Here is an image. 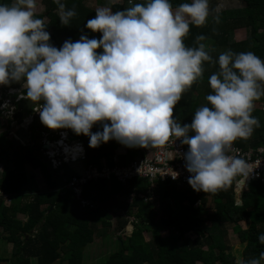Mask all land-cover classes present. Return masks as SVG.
<instances>
[{"label": "clouds", "instance_id": "clouds-1", "mask_svg": "<svg viewBox=\"0 0 264 264\" xmlns=\"http://www.w3.org/2000/svg\"><path fill=\"white\" fill-rule=\"evenodd\" d=\"M53 2L60 24L68 25L75 11L66 9L62 0ZM118 2L106 0L84 24L99 32V39L82 34L75 42L65 40L59 49L48 43L44 19L36 16L38 0L0 3V85L17 90L13 99L18 95L20 101L34 103L41 124L51 129L42 131L49 140L65 136L66 145L60 147L67 160L71 155L66 154V146L79 139L70 130L87 136L90 148L110 139L126 147H155L174 137L187 145L184 166L194 191L226 190L237 177L244 185L252 169L247 160L229 153L235 140L247 139L259 127L252 112L264 96V60L251 51L219 53L218 70L208 77L211 91L204 97L206 104L194 111L190 123L181 125L173 117L174 106L202 77L203 63L213 62L204 43L188 47L183 42L190 24L205 23L209 0H187L176 7L171 0H128V7L112 11L110 6ZM204 39L203 35L195 38ZM10 83H20L24 91ZM97 122L102 131L91 132ZM51 133L56 137L50 138ZM40 138L41 134L36 140L41 147ZM236 190L241 189L233 183ZM257 239L264 244V234ZM262 261L264 251L237 264Z\"/></svg>", "mask_w": 264, "mask_h": 264}, {"label": "trees", "instance_id": "trees-1", "mask_svg": "<svg viewBox=\"0 0 264 264\" xmlns=\"http://www.w3.org/2000/svg\"><path fill=\"white\" fill-rule=\"evenodd\" d=\"M209 1L210 20L201 26L190 24L183 42L188 47L204 43L213 62L203 63L202 77L181 94L174 106L173 117L181 125L190 123L194 111L206 104L204 97L211 91L208 77L218 70L215 60L219 53L228 49L237 53L251 51L264 60V0H238L241 5L218 12L216 4L231 0ZM7 2L0 0V3ZM42 2L44 11L36 16L48 18L45 30L52 46L59 49L65 40L75 42L82 34L89 39L93 38L91 34L100 38L99 32L84 28L86 21L95 15V8L88 6L85 0H62L66 9L75 11L68 25L60 24L53 0ZM182 2L187 0H171L173 7ZM97 3L103 6L106 0H97ZM128 6V0H121L110 7L116 11ZM216 16L218 22L214 19ZM237 29L244 30V38L239 41L234 38ZM198 35L205 37L203 42L195 40ZM12 84L21 88L20 83ZM21 91L24 90L21 88ZM252 115L258 119L259 127H254L247 139L235 140L233 143L237 146L245 148L262 143L258 135L264 130L263 112L253 107ZM30 123L27 134L31 140L35 132L39 137L42 131L49 130L41 124L39 116ZM58 130L61 129L55 131ZM90 131H102L100 122L93 124ZM75 136L83 142L84 158L77 166L63 162L51 168L39 146L30 145L25 138L27 144L23 145L0 133V164L3 166L0 190L10 196L8 204L0 196V232L2 238L12 244L10 257H0V264H31L33 260L36 264H52L56 260L81 264L82 248L92 241L98 224L102 228L112 226L114 233L118 232L117 249L108 256L107 264H237L225 242L226 225H233L240 243L244 244L242 260L258 258L264 251V244L257 239L264 234V185L259 181H252L241 193L239 204L235 202L233 183L226 190L204 193L183 189L170 180L159 182L153 188L156 199L146 201L140 193H145L149 183L142 178L125 183L113 178L86 180L75 185L79 189L77 197L76 188L68 186L72 177H80L90 166L101 168L102 158L111 166L116 156L118 164L125 165L142 155L140 147H126L114 139L90 148L87 136ZM54 137L55 133H51L50 138ZM121 147L124 153H118ZM24 164L39 171L44 190L23 170ZM127 197H130L128 202ZM207 198H212L214 203L212 211L206 208ZM18 214L23 219H18ZM241 221L245 223L244 228L239 225ZM128 224L132 225L131 236L121 238L119 233ZM165 231L167 235H163ZM147 233L151 235L148 240L145 239Z\"/></svg>", "mask_w": 264, "mask_h": 264}, {"label": "built area", "instance_id": "built-area-1", "mask_svg": "<svg viewBox=\"0 0 264 264\" xmlns=\"http://www.w3.org/2000/svg\"><path fill=\"white\" fill-rule=\"evenodd\" d=\"M2 86V85H1ZM3 89V87H2ZM8 89L13 91H7L3 89L5 93L0 94V105H3L5 102L9 105L8 108L0 107V114L4 117H12L18 108V102L23 99L12 98L11 95L17 92L16 89L9 87ZM20 94V93H18ZM258 108L264 113V96L259 99ZM9 109H12L9 115ZM30 114V119L36 116H39V112L35 110V106L32 107ZM28 114V115H29ZM262 123L264 125V115L262 119ZM63 133V132H59ZM46 134H41L40 145L41 152L48 159L51 167L57 168L65 161L78 162L79 160L84 158V151L82 150V141L76 139L75 146L78 150V157L75 158L73 156L70 157V160H67V157L62 151L60 144L66 145L62 141L65 136L60 135V139L58 141H51L47 138ZM259 137L262 138V143L256 146H247L245 148L237 146L236 144H232V150L229 154L236 155L244 158L249 163V168L252 171L249 173L248 177L245 179L244 185L239 183L240 177H237L233 183L235 188H240L241 190H247L249 184L252 181H259L264 185V130ZM25 139H23L24 141ZM21 143V139L19 140ZM25 142V141H24ZM51 143V144H50ZM24 145V144H23ZM42 146L44 147L42 149ZM68 147V148H67ZM67 149L70 146H66ZM141 155L139 158L130 161L128 164L120 165L118 164L117 157H113V165L108 166L105 164L104 159H101L102 167L90 166L87 170L82 173L80 177H72L71 182L69 183V187L75 189L76 184L85 183L86 180L90 179H115L118 182L125 183L132 179L142 178L146 179L149 183L148 188L145 193H140L141 196L144 197L146 201H154L156 199L155 194L153 193V188L159 183L164 182L166 180L177 182L179 187L183 189L190 188L187 183L188 177L191 175L185 169V161L183 159V154L187 151V147L180 143L179 138L175 139L174 137H170L169 140L159 146H149L147 148H141ZM175 172L176 178L173 179L171 175ZM77 192L78 189L76 188ZM0 196L7 202L10 200V197L4 194L0 190Z\"/></svg>", "mask_w": 264, "mask_h": 264}, {"label": "rangeland", "instance_id": "rangeland-1", "mask_svg": "<svg viewBox=\"0 0 264 264\" xmlns=\"http://www.w3.org/2000/svg\"><path fill=\"white\" fill-rule=\"evenodd\" d=\"M86 4L90 7L93 8H97L99 7L97 0H85ZM118 3H121V0H119ZM211 4V3H210ZM209 4V6H210ZM241 5V3L238 0H231V1H224L223 4H216L215 9L216 12L222 10L223 8H228V7H234V6H239ZM218 8V11H217ZM44 11V6H43V2L42 0H38L37 3V8H36V15L42 13ZM44 22L47 23L48 18L44 17ZM208 19V17H207ZM243 30V29H242ZM240 29L235 30V34H234V38L235 39H243L244 38V30L242 31ZM92 37H94V34H91ZM79 38H76V41ZM11 85V83H10ZM4 85H0V94L3 92V87ZM13 86V85H12ZM8 92L9 91H13L10 89H6ZM1 98V97H0ZM15 114V113H14ZM12 117H4L3 115L0 114V133L5 134L6 137L9 138H13L17 141H19L21 139V144H27V141L30 143V145L32 146H39V143L36 139H38V136H36V132L34 133V136L31 139L28 138V134L29 131V125L31 124L29 122L28 125L27 121H31L32 118L30 119V114L26 115V116H21V123L17 122V118H13ZM26 128V130L24 129ZM51 129H49L50 131ZM70 130V129H69ZM71 131V130H70ZM40 134H46L44 132H41ZM75 137V135H73ZM25 138L27 141H23L22 139ZM33 143V144H32ZM60 143V142H59ZM51 144V143H50ZM45 147V146H44ZM42 146V149L44 148ZM39 151L41 152V148L39 146ZM79 162V161H78ZM72 165L77 166V162L73 163ZM24 167H27V175L31 176L30 174H32V176L34 177V182L36 183L37 187L39 189H43L45 186L43 184V179L39 173V171L37 169H33L29 164H24L23 165V170L25 169ZM3 170V166L0 164V172ZM26 170V169H25ZM79 190V189H78ZM242 190H236L235 192V202L239 204L240 202V194H241ZM76 196L79 197V192L76 193ZM126 201H130V197L126 198ZM8 202V201H7ZM155 209L157 207V203L153 206ZM214 207V203L212 201V198H207V203H206V208L208 209V211H212ZM18 219H23V216H21V214H18L16 216ZM111 224L113 225L115 223V221L112 219L111 220ZM239 225L244 228L245 227V223L244 221H241L239 223ZM129 226H131V231H129ZM233 225H226L225 226V231H224V237H225V242L226 244L230 247L231 252L233 253V255L235 256V259L238 260H242V249L244 244L240 243L237 234L234 232L233 230ZM131 232H132V225L128 224L124 230L119 233V236L121 238L127 237V236H131ZM167 231L163 232V235H167ZM118 232L113 231L112 226L108 227V228H102L100 226V224H98L97 229H95V233L93 234V239L92 241L88 242L85 246H83L82 248V259H81V264H107V258L108 256L114 252L117 249V235ZM191 237H193V234H190ZM151 235L149 233L145 234V239H150ZM11 250H12V244L8 243L7 241H5L2 238V232H0V257H5L11 254ZM6 264V263H5ZM31 264H36L35 260H33V262ZM52 264H67L65 260L61 261V260H56L55 262H53Z\"/></svg>", "mask_w": 264, "mask_h": 264}, {"label": "water", "instance_id": "water-1", "mask_svg": "<svg viewBox=\"0 0 264 264\" xmlns=\"http://www.w3.org/2000/svg\"><path fill=\"white\" fill-rule=\"evenodd\" d=\"M34 105V103L30 100H23V101H20L18 103V108L21 110V111H18L16 112L14 115H13V118H17V122L18 123H21V116H25L27 114L28 111H30V108ZM75 138V137H74Z\"/></svg>", "mask_w": 264, "mask_h": 264}, {"label": "bare ground", "instance_id": "bare-ground-1", "mask_svg": "<svg viewBox=\"0 0 264 264\" xmlns=\"http://www.w3.org/2000/svg\"><path fill=\"white\" fill-rule=\"evenodd\" d=\"M65 152H66L67 155H71L73 157H76L78 155L77 154L78 150H77L75 145L71 146L69 149L66 148Z\"/></svg>", "mask_w": 264, "mask_h": 264}, {"label": "crops", "instance_id": "crops-1", "mask_svg": "<svg viewBox=\"0 0 264 264\" xmlns=\"http://www.w3.org/2000/svg\"><path fill=\"white\" fill-rule=\"evenodd\" d=\"M211 3V1H209V4ZM210 18H211V16L209 15L208 16V19H206V21L208 22L209 20H210ZM240 30H242V29H240ZM243 31V30H242ZM244 32V31H243ZM236 40H241V39H236ZM201 42H203V41H201ZM124 149H123V147H121L120 149H119V151H118V153H124ZM27 165V164H26ZM25 169H24V171L26 172L27 171V167H24ZM27 173V172H26ZM31 176H32V174H30ZM105 180H107V179H105ZM110 180V179H109ZM45 188V187H44ZM44 188L43 189H41V190H44ZM9 243V242H8ZM9 257H10V255H8ZM8 256H6V257H8Z\"/></svg>", "mask_w": 264, "mask_h": 264}]
</instances>
